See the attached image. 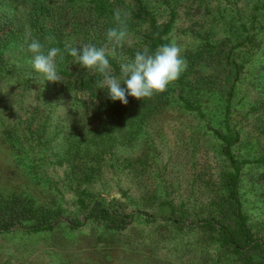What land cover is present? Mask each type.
<instances>
[{"label":"rangeland","instance_id":"374dc122","mask_svg":"<svg viewBox=\"0 0 264 264\" xmlns=\"http://www.w3.org/2000/svg\"><path fill=\"white\" fill-rule=\"evenodd\" d=\"M112 1L126 19L124 45L138 47L147 23L135 13L136 0ZM145 1L159 23L177 10L169 38L186 61L184 93L194 95L205 115L181 106L167 87L142 100L147 107L157 104L149 113L108 133L106 122L87 110L91 99L75 95L80 79L96 72L75 65L73 76L58 71L61 81L42 83L27 51L38 37L29 27L33 3L0 0V17L8 23L0 29V51L6 52L0 70V224L33 207L40 210L32 222H57L51 231L0 234V264H264V252L251 261L223 245L216 229L188 225L215 214L211 200L228 164L213 130L226 129L234 81L229 124L241 138L233 151L253 161L242 172L241 198L264 242V163L254 161L264 158V0ZM86 17L60 35L77 48L94 44L110 52L107 39L85 42L92 32ZM98 129L104 134L95 138ZM101 195L117 222L90 217L71 228L86 214L78 198L89 203ZM171 207L189 220L172 224L137 214L160 216ZM116 212L135 213V219L121 225Z\"/></svg>","mask_w":264,"mask_h":264},{"label":"trees","instance_id":"16d2710c","mask_svg":"<svg viewBox=\"0 0 264 264\" xmlns=\"http://www.w3.org/2000/svg\"><path fill=\"white\" fill-rule=\"evenodd\" d=\"M15 1V0H8ZM24 4L31 1L33 11H30L31 18L29 19V27L31 31L38 37L42 43H45V37L52 36L54 42L48 47H59L64 51L65 46L76 47L71 43H66L63 37L60 35L61 29L67 27L71 23H75L85 18L86 26L88 31H92L85 42L94 41L98 45L106 42V30L111 27H117V22L114 19V14L117 9L114 6L112 0H21ZM20 3V4H23ZM135 13L144 22L147 23L144 32V36L140 41L138 47L134 44L123 45L122 49L119 48L115 57L109 55L108 59L114 75H120V65L122 64V58L125 54H129V60L134 58L136 51H142L143 48L147 47L150 52L166 44H171L169 34L173 30L174 22L177 16V10L172 8L169 13V19L164 23H159L157 16L154 11L150 8L145 0L135 1ZM56 4V6H54ZM81 10V11H80ZM123 21L126 19L121 16ZM49 19V20H48ZM46 20L49 22H46ZM10 23V21H8ZM3 19L0 17V29H4L7 26ZM77 48V47H76ZM6 52L0 51V70L3 66L4 54ZM73 58L65 52L64 61L59 62L57 58L58 71L64 76H73L77 68L73 64ZM237 66L239 64L236 63ZM187 71L184 70L179 79L168 85L169 91L174 90L177 92V97L173 100L181 103L184 108L189 110H196L200 114L205 115L201 106L197 104V100L193 94H185ZM101 79L98 73H95L93 77L80 79L81 82L75 91V95L81 94L82 99H91L93 104L89 105L88 111L92 112V116L98 117L102 122H106V129L109 133L113 126H117L126 121L132 120L140 114L145 115L152 110L155 104H151L147 107L145 104L151 98H144L137 100L134 97L128 96V104L124 105L119 100L112 101L109 99L106 89L97 88V83ZM235 82L233 81L227 91L226 97V108H225V131L217 129L213 130L214 136L219 140L221 144L222 154L225 157L228 167L225 171L222 179L221 186L216 194V197L211 200L215 214L210 217H204L202 219H196L188 223L190 227L199 229H216L219 234L220 242L227 246L233 254L244 255L249 260L255 261V256L259 252H264L263 239L257 235L248 222V214L244 210L243 201L240 192V182L242 178V172L250 159L239 158L233 151V146L240 141V132L230 128L229 124V113L231 109V100L233 91L235 89ZM124 86V85H122ZM106 91V92H105ZM105 92V93H104ZM155 95H153L154 97ZM159 96V95H158ZM174 96V95H172ZM155 101V100H154ZM142 115V116H143ZM111 122V123H107ZM104 134V130L98 129L94 132V137L98 138ZM100 153V151L95 150ZM93 151V152H95ZM255 162L264 163V158L254 160ZM81 207L86 211L85 218L76 222H71V228H79V226L85 224L90 217L97 218L98 220L104 221L106 224H113L117 221L112 220V213L115 210H111V203L106 197L97 196L94 200L86 203L82 198H78ZM168 203V202H166ZM171 203V202H170ZM172 206V204H170ZM33 207V206H32ZM39 208H26L27 214L21 217H12L0 224V234L9 233L14 230L23 231L25 234L35 232L40 233L44 231L54 230L57 222L56 221H34L31 218H36V213L39 212ZM113 211V212H112ZM176 208L171 207L170 212H163L160 216H153L147 212H137L141 216L146 217L149 220H163L171 222L172 224L178 222H187L190 218L189 215H185V212L176 214ZM116 216L119 219V224H127L132 222L135 213L124 214L123 212H116ZM26 221V223H25ZM38 221V222H37ZM32 223V224H31ZM108 225V224H107ZM112 226V225H111ZM257 264V263H256Z\"/></svg>","mask_w":264,"mask_h":264},{"label":"clouds","instance_id":"9594fccd","mask_svg":"<svg viewBox=\"0 0 264 264\" xmlns=\"http://www.w3.org/2000/svg\"><path fill=\"white\" fill-rule=\"evenodd\" d=\"M114 19L117 27L106 30L107 40L112 45L110 52L105 47L98 48L94 44H84L79 48L66 45L62 51L59 47H48L54 42L52 36L45 37V43L39 39H32L27 43V51L32 54L31 66L41 74V82L61 81L57 58L62 63L67 52L73 58V64L100 75L97 88L106 89L112 101L119 100L127 105L128 96L142 100L166 91L168 85L178 80L186 69V61L181 58V48L173 41L159 46L155 52H150L147 47L142 51L138 50L134 58L120 65V75L116 76L108 56L117 55V49L123 47L128 33L119 9L115 12Z\"/></svg>","mask_w":264,"mask_h":264}]
</instances>
